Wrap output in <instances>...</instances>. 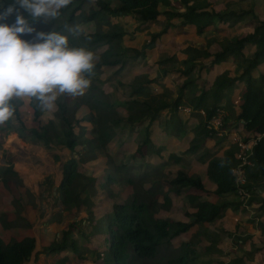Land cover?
<instances>
[{
	"label": "trees",
	"instance_id": "1",
	"mask_svg": "<svg viewBox=\"0 0 264 264\" xmlns=\"http://www.w3.org/2000/svg\"><path fill=\"white\" fill-rule=\"evenodd\" d=\"M94 1L98 10L86 14L83 12V6L86 2L72 0L68 7L61 10L56 20L47 22L43 18L33 20L26 11L20 9V12L28 19L36 32L59 31L69 35L71 46L85 47L91 50L97 59L93 73L89 77L91 80L90 87L85 90L83 95L73 97L77 100L74 116L71 115L67 104L70 96L62 94L56 100L55 119H51L42 125L41 119L44 108L40 106L38 101L30 98L29 108L32 111L33 123L37 124L38 127L29 130L25 122L22 121L21 108L23 102L15 98L12 101L15 108L14 115L9 121L0 124V127L6 126L8 133L18 134L19 138L26 143L35 146L42 145L48 149H68L74 153L71 160L63 164V180L58 188V201L62 203L64 211H85L87 213V217L83 218L85 222L87 221L86 230L83 233L86 239L96 236L103 238L105 249L102 251L93 249V251L89 250L88 252L91 259L87 257V261L90 260L91 264H195L204 255L212 259L217 253L223 252L220 248L223 241L218 233H208L207 236L202 230L207 229L209 225L221 220L227 214L229 215V209L232 211L231 216L236 218L239 214H243L246 208L240 201H222L228 200L227 198L230 196L237 197L232 171L239 163L237 158L239 146L232 142L222 157L212 155L211 149L207 148L208 141L210 142L211 139V132L207 129L202 113H205V119L210 121L228 108L232 115H236L239 122L238 129L242 128L238 132L243 134L246 142L260 137L253 148L252 161L254 165L245 167L247 183L244 188L250 192L247 206L254 205L257 213H264V192H262L263 195L260 194L253 186L259 182L264 185V73H259L258 76L254 75V72H258V68L264 63V21H259L253 8H231L227 12H222V3L219 11H215L209 4L212 0H203L199 2V5L190 3L186 13H168V16L183 19L177 28L194 27L199 35L207 34L216 27L227 29L240 27L245 31L233 40L220 43V51L216 53L209 51L215 42L211 43L206 50L188 45L181 54L184 58L183 64L186 65L187 69L182 68L175 72L183 75L186 79L184 84L180 86L176 98L169 102L164 96L152 94L151 89L148 91L152 84L161 85L160 80L171 74L167 71L163 78L150 80L141 86L134 87L130 100L125 106L127 115L125 118L110 102L108 94L96 85L94 77L102 73L105 67L112 70L116 69L114 72L115 77H117L123 72L127 73L128 71L129 73L131 61L134 62L140 58L146 60V50L154 49L159 40L170 33L166 28L150 35L149 29L164 19L165 15L160 12V6H169L171 0H115L118 3L116 8L111 7L109 3L111 0ZM247 1L255 4L257 0ZM13 4L14 0H0V11L6 10ZM77 4L79 5L76 6ZM16 7L19 8L18 5ZM105 16L132 17L139 23L137 28L144 27L142 30L150 35L151 39L143 47L145 49L133 48L136 56H129L128 58L126 54L120 53L118 48L122 46L126 33L122 27L113 25L111 33L105 34L101 28L103 23L101 20ZM97 17H100L101 20L97 22L95 33L85 34L82 31L80 35L73 37L67 32L68 27H80V25L87 24ZM15 19L16 16L13 14L0 22L12 25L15 23ZM171 26L172 24L170 28ZM34 35L35 32L31 35H24L22 38L32 40ZM256 47L257 51L251 57L250 51ZM104 48L106 49L103 53L99 54L98 50ZM210 58H213L211 64L201 67L202 71L217 72L221 69L219 67L222 64H229L236 69L214 78L215 81L210 88L199 89V82L194 83L196 80L189 81L190 77L199 63L203 65ZM171 61L175 60L172 59ZM188 91L194 95L192 97L187 96ZM236 93L241 94L242 103L236 108L237 110H234L236 103L232 100L236 97ZM224 102L225 106L222 105ZM81 106L90 109L91 112L79 120L76 112L82 108ZM182 106L190 108L193 111L192 116L199 119L200 124L195 128L196 137L198 139L206 137L201 143L194 142L189 149L190 154L199 156L196 163L202 165L206 171L205 179L196 174L190 175L186 170H178L174 178L165 185L163 180L170 173L169 171L166 172V167L170 163L168 161H164L161 166H156L154 163L133 166L137 167L138 173L133 168H129L127 164L114 163L108 172L107 184L101 190H98L96 178L84 174L82 167L96 161L99 155L107 150L108 145L117 138V130L123 124L133 131L137 129L136 127L143 125L145 121H159L162 115L168 111L169 122H165V129L177 138V131H181V118L178 114ZM16 120L18 123L15 125ZM84 122L92 126L90 138L84 136L85 128L82 126ZM146 130H148V137L143 138L137 146V153L143 160L146 158L149 145L153 146L151 141L152 128L148 126L145 128ZM142 132L143 127H141V134ZM212 137L216 139L215 145L223 140V137L217 138L215 134ZM79 146H82L83 149L76 151ZM163 151L164 149L159 147L155 154L160 156ZM58 159L59 157H56V160ZM13 168L11 163L3 168V172L0 174V183H3L6 188H10L11 183L16 187H23V180ZM152 179L155 181L149 188H146ZM206 181L212 182L216 187L213 192L218 199L216 203L205 200L206 196L211 194L205 187ZM47 182L52 184V178L48 177ZM115 183L120 185L126 183L131 186L134 190L132 199L115 204L112 214L96 218L92 207L100 200V195L104 198L112 196L113 193L109 192V186ZM27 194L30 199L34 198L31 191H27ZM171 194L176 197H184L189 207L195 210V213L190 215L191 218L188 222L164 220L158 217L161 209L166 210L173 204ZM33 206L36 204L34 203ZM17 214L19 215L14 222L2 223L3 227L5 229H30L32 225L29 223L24 227L22 225L24 218L20 212ZM249 223L257 226L255 220H250ZM72 225L70 224L67 230H63L60 241L54 238L45 250L47 256H60L59 264H74L75 261L72 256H80L79 240L74 238ZM195 227L200 229L198 235L203 234L207 238L209 245L205 250L199 251V240L196 236H193L189 243H182L179 247L174 246L173 241L176 238L191 233ZM257 227H259L257 233L243 229L244 233L247 234L241 232L243 235L239 237L242 243L239 241L235 243L239 245L240 249V245H244L245 251L255 248L249 254L253 253L252 256L256 264H262V261L264 262V222H260ZM240 230H242L241 226L236 224L235 233ZM221 231L226 233L227 230L222 228ZM235 233L230 232L229 235L233 236ZM244 238L247 240L243 241ZM261 242L263 245L257 247L256 244ZM250 245L252 248L247 250L246 248ZM35 247L36 239L33 237L6 241L0 236V264H24L32 257ZM237 257L240 258L241 256ZM238 258L232 260L230 264H245L242 258Z\"/></svg>",
	"mask_w": 264,
	"mask_h": 264
},
{
	"label": "rangeland",
	"instance_id": "2",
	"mask_svg": "<svg viewBox=\"0 0 264 264\" xmlns=\"http://www.w3.org/2000/svg\"><path fill=\"white\" fill-rule=\"evenodd\" d=\"M86 3L83 6V12L86 14H89L91 11L98 10V7L96 5V2L94 0H83ZM203 0H171V3L169 6L161 5L160 6V12L163 13L164 19H161L158 23H156L155 26L149 29V34L152 33H158L164 29L167 28L168 32L172 31L169 36L167 34L159 40L157 46L154 49H147V59L146 60H140L143 58H140L139 60L134 61L138 62L139 64H135L131 61L130 71L127 74L123 75L125 72L121 73L117 77H115V70H112L111 68L108 69L105 67L102 71V73L96 75L94 77L96 85L101 87L106 94H108V98L110 102L117 108L118 112L126 118V103L130 100V95L134 90V87L141 86L150 80H154L157 78H163L165 75V72L169 71L171 74L167 75L163 80L161 81V85L152 84L150 88H148V91L151 89L152 94L157 96H164L168 99L169 102L173 100V98H176L179 92L180 86L184 84L186 79L183 77V75L179 73H175L177 70L184 68L187 69L186 65L183 64L184 58L181 55L183 50L185 49V46L187 45H198L202 49H207L209 47V43L211 41H217V43H213L211 47L209 48V51L211 53H216L220 51V43L226 41V40H233L236 37H238L243 31L240 27L232 28V29H222L221 27H217L214 29L213 32L207 34V35H199L196 32L192 34V32L188 36H179L180 33H182L180 30L182 27L177 28L178 26L175 25H181L180 23L183 22L182 18H173L171 16H168V13L171 14H182L186 13V7L187 5L195 4L199 5V2H202ZM209 1V0H208ZM112 8L117 7V2L115 0H111L109 2ZM223 3V11H229L231 8H253L254 13L258 17L259 21H264V0H257L255 4H252L251 2L247 0H212L209 2L210 6L215 10L219 11L221 4ZM77 4L76 6H78ZM200 7L203 8L202 5ZM132 19V20H131ZM101 20L100 17H97L96 19L92 20L91 22L87 24L80 25V28L85 34H93L96 32L97 29V22ZM250 21L252 19H249ZM103 22V23H102ZM101 28L103 32L106 34L111 33L113 25H117L122 27V29L125 31L126 36L122 42V46L118 48L119 52L122 54H126V57L129 56H136L135 50L133 48H138L139 50H144V45L151 39L150 35L142 30L144 27L137 28L139 26V23L136 22L132 17H111V16H105L103 20H101ZM172 24L171 28L170 25ZM175 24V25H174ZM194 28V27H192ZM196 31V29H192ZM196 34V35H195ZM179 36V37H177ZM167 37V40H166ZM177 37V38H175ZM165 39V40H164ZM170 43V44H169ZM104 49H99L98 53H103ZM257 51V47L254 49H251L250 56L252 57ZM183 58V60H182ZM175 61H171V60ZM167 60V62H165ZM169 60V61H168ZM213 58H210L209 60H206L203 65L202 63H199V65L195 68L193 71L190 80H196L194 83L199 82V89L200 88H210L215 81L214 78H217L219 75H225L227 74V71L233 72L235 71V67L227 64H222L219 68H221L219 71L211 73L208 71H202L201 67L203 66H209L212 62ZM141 61V63H140ZM141 64H143L141 66ZM134 68V72L131 73L132 69ZM139 68V72H137V69ZM136 71V72H135ZM259 73H264V63L258 68V72L255 71L254 75L258 76ZM195 89V88H194ZM187 92V96L192 97V95ZM194 92V91H193ZM196 94V92H194ZM200 95V94H199ZM236 97L232 100L236 104L234 106V110H237L239 104L242 103L241 94L235 95ZM20 99L23 102V107L21 108L22 113V121L25 122L28 129L37 128L38 125L33 123V115L32 111L29 108V102L30 98L28 97H22L17 98ZM75 102H77L76 98L69 97L68 99V107L71 112V115L74 116V111L76 108ZM223 106H225V102L222 103ZM82 107V106H81ZM183 107V108H182ZM179 111V118H181L180 124H181V131H177V140L170 139L166 141V139L161 136L162 133L158 134L157 137L155 136V133H153L152 137V144L153 146L149 145L146 153V158L143 160L139 157V154L137 153V146L140 144V141L146 139L148 137V130L145 131L146 127H143V132L141 134V126H139V130L131 131L130 128H126L124 124L119 128L121 130V133H118L117 138L108 145L107 150L102 152L98 159L94 162H90L87 164L86 167H82V170L84 171V174L88 176H92L97 179L98 181V190H101L106 184H107V176L108 172L112 169V165L114 163L119 164H127L129 168H133L136 173L138 171L136 170L139 164H146V163H154L156 166H161L163 162L165 161V155L167 159L169 160V165L172 164L170 167H166V172H170L166 178H164L163 183L166 185V183L170 182L171 179L174 178L175 173L178 170H186L188 172H192L191 170V162L196 163L198 160V155H192L189 153V149L191 148L192 144L195 142L201 143L206 137H203L201 139H198L196 137L195 128L197 126L192 127L190 123L186 125V120L191 117L189 116V113L192 115L191 110L189 111V108L185 109L184 106H182ZM80 108V107H79ZM226 111H222V114H224L223 119V128L228 127V131L231 130L230 134H233V131H240L241 129H238V120L236 118V115L231 113V111L227 108ZM57 111V105L55 102V107L51 110L44 109L43 116H42V125H45L49 120L55 119L54 114ZM90 109L86 107H82L77 110V118L80 120L84 117H86L90 113ZM163 113V112H162ZM161 113V114H162ZM205 114L202 113V116ZM227 117V118H226ZM169 122V116L165 119V122ZM146 122V121H145ZM149 122V126H151L152 122ZM15 125L18 123L16 120ZM161 123V119L158 121V124ZM146 124V123H145ZM237 125V126H236ZM85 128L84 136L85 138H90L91 134L90 131L92 130V126L85 123L82 125ZM199 126V125H198ZM157 124L154 125V129L157 130ZM138 128V127H136ZM235 128V129H234ZM240 128V127H239ZM236 130V131H235ZM164 133V131H162ZM165 132H169L165 129ZM210 132H214L211 131ZM141 134V135H140ZM165 134V133H164ZM221 135H226L225 132H221ZM219 135V136H221ZM11 136L19 137L18 134L7 131L6 126L0 127V164L4 161L8 163V161H11V147L8 146L7 140L11 138ZM217 136V138H222ZM21 139V138H20ZM22 140V139H21ZM185 140V143L182 141ZM22 142H24L22 140ZM216 139H210V142L208 141V149H212L211 153L212 155L216 157H222L224 153L230 148L232 144V137H223V140L218 143V145H215ZM26 143V142H24ZM29 149H38L44 152L45 156L49 157L50 162L54 163V168H52L47 175L46 173H42L41 176H37L36 180L29 183V186L34 188V193L31 191L30 188H27V185L24 182L27 179V176H20V178L23 180V187H16L13 183H11V186L15 189V191H11V197H12V206L15 208L17 212H20V214L25 215L23 216L24 221H22V225H27L30 223V218L32 220V217L41 218L43 220V224L45 222L49 221V224L47 225V228L50 230H56V226L54 225L55 221L52 220V216L54 215H61L62 218L58 219L56 221V224H59L58 222L62 221L59 224V232L65 227V230H67L70 227V224L72 225V228L74 229V238L79 240L78 246L80 249V256L73 255L72 258L74 259V264H91L90 260L87 261V257L91 259V256L88 255L89 250L93 251V249H98L102 251L105 249V245L103 244V238L101 236L92 237L90 239H86L83 235L84 231L86 230V224L83 218L86 216L87 213L81 214V211H64V207L60 201H58L59 195L57 194V186L61 185V176L63 174V164H66L68 161L71 160L74 153L68 149L59 150L57 148L48 149L45 146L42 145H32L30 143H26ZM38 147V148H35ZM162 147L164 148L163 153L160 156H157L155 154L156 150ZM173 147V149H172ZM83 147L79 146V148L76 149L82 150ZM172 156L170 157V155ZM175 154V155H174ZM201 154V153H199ZM183 156V160L180 159V157ZM56 157H59L58 160H56ZM170 157V158H169ZM171 159V160H170ZM166 162V161H165ZM182 162V163H181ZM11 163V162H10ZM12 164V163H11ZM13 165V164H12ZM14 166V165H13ZM199 166V165H198ZM5 168V167H4ZM201 167H198V170L201 171ZM3 168H0V174L3 172ZM15 171V168H13ZM47 171V170H45ZM57 175V176H56ZM52 178V184H49L47 182V178ZM206 178V177H205ZM155 180L152 179L151 183L146 186V188H149ZM36 182V183H35ZM162 182V178H161ZM27 183V182H26ZM211 183V182H210ZM56 184V186H55ZM212 184V183H211ZM254 189L259 192H264V185L262 182H259L256 185H253ZM57 188L56 190H54ZM27 191H31L32 194H34V198L30 199ZM109 192H112V196L109 198H104V196L100 195V200L97 202L96 205H94L93 211L96 218H100L107 214L113 213V207L115 204L124 203L127 201H130L133 197L134 190L131 186L128 184H122L119 183L111 184L109 186ZM260 193V194H261ZM263 195V193H262ZM172 199L173 204L170 208L163 210L161 209V212L159 213L158 217L160 219L163 218H171L174 220H190L189 210L191 209L189 207V204L185 200L184 197L178 198L173 195L170 196ZM228 197V196H227ZM21 198V199H20ZM217 199L216 196H213L210 198V200ZM33 200V201H32ZM224 202H230V201H240L238 197L234 199V197L228 198V200H222ZM36 204V206H33V204ZM231 212V209H229V214ZM19 214H16V218ZM52 217V218H51ZM241 218L244 219V221H240L239 224L244 225V229L248 230L249 232L256 233L257 229H259L258 224L260 222H264V213H257V210L254 209V205H249V210H245L243 213V216ZM72 219V220H71ZM165 220V219H164ZM250 220H255L257 226H253L249 223ZM36 221V220H35ZM73 221V223H70ZM237 224V220L235 217H232L231 215L227 216V219H223L222 221H217L211 225H209V228L211 230L217 231L220 227L226 228L229 231H235V227ZM32 225V224H31ZM26 227V226H24ZM32 228V227H31ZM20 229V228H19ZM219 233V232H218ZM60 236L57 238L59 241L61 240L63 236V231L59 233ZM190 235V233L188 234ZM220 236V235H219ZM224 241L225 244L228 246L235 245V247L230 248H224L223 252L217 253L216 257L214 259H207V256H202L199 261L196 264H230L232 260L235 258H238L237 256H241L245 262V264H254V257L252 256L253 253L249 254V252H253L255 248L250 250L252 248V245L248 246L246 249L250 251H245L242 245H237L235 242L230 238V235L228 232L222 233L220 236ZM239 238V237H236ZM14 239V238H12ZM12 239H7L6 241H11ZM246 240V239H244ZM182 242V238L178 237L173 241L174 246L179 247L180 243ZM39 245L40 242H39ZM263 243L256 244L257 247L262 246ZM203 247H200V251H203ZM36 251V250H35ZM73 254V253H72ZM52 258L55 257V255H51ZM60 257V256H59ZM238 258V259H240ZM55 260V259H54ZM61 259L59 258L57 261V264ZM39 262H42V258L39 260ZM264 262L262 261V264Z\"/></svg>",
	"mask_w": 264,
	"mask_h": 264
},
{
	"label": "clouds",
	"instance_id": "3",
	"mask_svg": "<svg viewBox=\"0 0 264 264\" xmlns=\"http://www.w3.org/2000/svg\"><path fill=\"white\" fill-rule=\"evenodd\" d=\"M71 3L72 0H14L13 5L0 11V21L13 14L16 16L12 25L0 22V124L9 121L14 115L12 101L15 98H32L38 101L42 108L51 110L55 107L59 95L80 96L90 87L89 77L97 59L95 54L85 47L71 46L69 35L59 31L36 32L20 12V9H23L33 20L43 18L47 22L56 20L61 10ZM34 32L32 40L22 38ZM67 32L75 37L81 34L82 29L79 26H71L67 28ZM204 116L206 118V115ZM205 118L207 129L214 131L211 132V139H214V134L217 137L222 131H226V135L219 137H232L234 142L233 136L239 134L246 142L243 134L238 131L230 134L231 130L229 132L223 128V124L217 129L210 128V122L215 117L210 121ZM145 123L149 126V122ZM145 123L140 126L148 127ZM259 139L255 138L257 142Z\"/></svg>",
	"mask_w": 264,
	"mask_h": 264
},
{
	"label": "crops",
	"instance_id": "4",
	"mask_svg": "<svg viewBox=\"0 0 264 264\" xmlns=\"http://www.w3.org/2000/svg\"><path fill=\"white\" fill-rule=\"evenodd\" d=\"M187 6H189V5H187ZM186 9H187V7H186ZM175 26H179V25H175ZM192 29H194V28H192V27L191 28H188V27L187 28H184V30L181 31L182 33H180L179 36H181V35L188 36L191 32H192V34L195 33L196 31H194ZM214 29H213V31H214ZM222 29H225V28H222ZM213 31H211V32H213ZM211 32H209V33H211ZM170 33H172V31H170ZM170 33L167 36H169ZM209 33H207V34H209ZM207 34H204V35H207ZM179 36H177V37H179ZM177 37H175V38H177ZM213 42H215V44L217 43V41L214 40V41H211L209 44H211ZM191 46H194V47H196L198 49H201V50H206V49L200 48L198 45H194L193 44ZM186 47H187V45L185 46V48ZM140 60H142V59H140ZM134 63L135 64H139L138 62H134ZM140 63H141V61H140ZM142 65L143 64H141V66ZM132 72H134V68L132 69L131 73ZM137 72H139V68L137 69ZM125 74H127V73H125ZM184 108L187 109L188 107H184ZM190 110L191 109L189 108V111ZM191 112L193 114V111L192 110H191ZM188 113H189V116H191V117H189L186 120V125L188 123H190V125L192 127L198 126L200 124L199 123V119L194 118L190 114V112H188ZM167 117H168V111H167V113H164L162 115V117H161V123L158 124V121H157V122H154L152 124V126H151V128H152V135H153V133H155V136L159 137L158 134L162 133L161 136H163L166 139V141H168L170 139L177 140L178 138H176V136H172L169 132H165V128H166L165 119ZM155 124H157V126H158L157 127V130L154 129V125ZM146 125L148 126V124H146ZM139 129L140 128H137L136 131H138ZM162 131H164L165 134ZM117 132L118 133H121V130L118 129ZM152 135H151V138H154V137H152ZM151 141H152V139H151ZM182 141L185 143V140H182ZM7 144H8L9 147H11L10 153H11V156H12L11 161H8V163L11 162L14 165L15 171L20 176H22V175L23 176H27V179L26 180H25V178L23 176L22 177L24 178V182L27 185V188H30L31 191L34 193V188H32L31 186H29V183L35 181L36 178H37V176H41L42 173H46L47 175L51 174V173H49V171L52 168H54V163L50 162L49 157L48 156H45L44 152H42L40 150L41 148L35 147V148H38L37 150L36 149H29L28 146H27V144L24 143V142H22V140L19 137L11 136V138L7 140ZM172 149H173V147H172ZM171 156H172V154L170 155V157ZM164 159H165L166 162L167 161L169 162V160L167 159L166 155H165V158ZM180 159L183 160V156H181ZM8 163L6 161H4L3 164L2 163L0 164V168L7 167L8 166ZM198 165L201 167L200 168L201 171L198 170V167H199ZM45 170H47V171H45ZM191 170H192V172L191 173L189 172L190 175L196 174V175H199L202 179H205V177H206V171L203 169V166L202 165H200L198 163L191 162ZM61 180H63V174L61 176ZM211 183H210V181H206L205 182V187H206L207 191L211 193V194H209V196H206L205 200L211 201L213 203H216L218 201V199L210 200V198H212L213 196H215L213 194V192H214V190L216 188L215 185L213 183L212 184ZM55 186H56V184H55ZM57 188H59V186H57ZM57 188H55L54 190H56ZM11 191H15V189L12 186H10V188H6L3 185V183H0V236L2 238H4L5 240L12 239V238H14L16 240H22L25 237H33V238L36 239V247H35V250L36 251L34 250V252H33L32 257L30 258V260H28L24 264H57V261H58V259L60 257L59 256H56V255L53 258H52V256H47L45 254L46 253L45 250L48 248V246L50 245V243L53 241L54 238H59V236H60L59 233L62 232L65 229V227H64L59 232V224L62 221L58 222L59 224H56V221L58 219L62 218V216L59 215L60 212L58 213V215L52 216L53 218L51 217L52 220L55 221L54 225L56 226V230H50L49 228H47V225L49 224V221L48 222H45L43 224V220H41V218H40L41 216L39 218L32 217V220L30 218V224H32V228H30V229H25V228H20V229L19 228H17V229H15V228L5 229L3 227V224L2 223H5V222L12 223V222H14L17 219L16 218L17 211L12 206ZM57 191H58V189H57ZM173 196H175V195H173ZM178 198H181V197H178ZM228 198H230V197H228ZM234 199H235V197H234ZM245 208H246V210H249V206L248 207H245ZM231 212H230L229 215H232ZM82 213H85V212H81V214ZM193 213H195V210H193L191 208L189 210V214H193ZM21 216H22V214H21ZM23 216L26 217V214L23 215ZM227 216H228V214L226 216H224V218H222L221 221L223 219H227ZM241 216H243V214H239L236 217V220H237V226L240 225L242 230H240L238 233H235V231H229L226 228H224V229L227 230L226 232H228V233H230V232L235 233L233 236H230V238L234 242L237 241V240H234V238H235V239H238L239 242L242 243V241H240L241 238L239 236L240 235H243V234L246 235L247 233H244V231H243V229H244L243 223L242 224H239V222L241 220L244 221V219L241 218ZM84 218H86V216ZM163 219H171V218H163ZM172 220H174V219H172ZM174 221H177V222H188L189 220L188 219H185V220H174ZM222 228L223 227H220L217 231H215V230H211V228H209V226H208V228L205 229V230H202V232L205 233L207 236H208V233H212V232L218 233L219 232L218 234L221 236V234L224 233L223 231H221ZM199 231H200L199 227H195L193 229V231L190 233V235H188L189 233L186 234V235H183L181 237L182 238V242L179 245L181 246L182 243H189L191 241V239L193 238V236H196L198 238V240H199V243H198V249H199V251H200V247H203V249L205 250V248L209 245V243L207 241V238L203 234L198 235V232ZM242 231H243V234H241ZM224 235H225V233H224ZM236 237H239V238H236ZM244 239L247 240V238H244ZM244 239H243V241H246ZM221 240L223 241V244L220 246V248H221L222 251H223L224 248L235 247V245L228 246L227 244H225V241L222 238H221ZM39 242H40L41 245H39ZM242 246L244 248V245H242ZM235 248L237 249V247H235ZM238 249H239V247H238ZM216 256L217 255H215L214 257H212V259H214ZM41 258H42V262H39V260ZM207 259H209V258L207 257ZM254 264H256L255 261H254Z\"/></svg>",
	"mask_w": 264,
	"mask_h": 264
},
{
	"label": "built area",
	"instance_id": "5",
	"mask_svg": "<svg viewBox=\"0 0 264 264\" xmlns=\"http://www.w3.org/2000/svg\"><path fill=\"white\" fill-rule=\"evenodd\" d=\"M223 115L224 114L222 113L218 114L210 122L209 127L216 129L220 127L223 124ZM233 141L239 146V152L237 156L239 163L236 167H234L232 176L234 178V184L237 189V197L240 199V202L246 206L250 199V192L244 188V185L247 183L245 167L254 165L251 158L253 156V145L256 144L257 140L254 139L253 142L247 143L244 142L239 134H235L233 136Z\"/></svg>",
	"mask_w": 264,
	"mask_h": 264
}]
</instances>
